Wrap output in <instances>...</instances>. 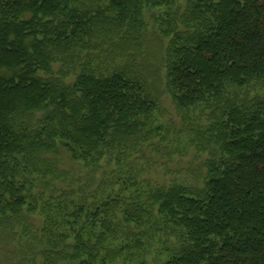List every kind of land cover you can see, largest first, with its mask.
Segmentation results:
<instances>
[{
	"label": "trees",
	"instance_id": "16d2710c",
	"mask_svg": "<svg viewBox=\"0 0 264 264\" xmlns=\"http://www.w3.org/2000/svg\"><path fill=\"white\" fill-rule=\"evenodd\" d=\"M156 13L174 106L211 111L202 185L144 190L127 174L88 203L55 186L61 149L95 171L167 139L148 68L130 58ZM18 238L41 264H129L153 241L163 264H264V0H0V264L29 263Z\"/></svg>",
	"mask_w": 264,
	"mask_h": 264
},
{
	"label": "rangeland",
	"instance_id": "374dc122",
	"mask_svg": "<svg viewBox=\"0 0 264 264\" xmlns=\"http://www.w3.org/2000/svg\"><path fill=\"white\" fill-rule=\"evenodd\" d=\"M183 5V2H181ZM174 11V10H173ZM158 13L155 14L156 19L150 16L145 17L146 29L148 35L146 43L142 47L140 55L130 57L134 59V63L139 66L148 68V72L143 73L147 75L146 81L152 96L156 97L159 103L160 110L154 115V125L162 128V134L168 135L166 141L160 142L159 138H155L152 143L153 146H144V148L135 157L126 160L123 165L119 167L115 161L110 164L101 162L98 169L85 167L83 163L73 162L69 158V154L61 149L57 156H53L57 168L60 172L65 174L64 182L57 183L55 186L62 190H68L75 195V197H83L86 202L90 203L94 199L101 200L110 192H119V187L116 184L118 179L128 178L127 174L137 175L138 181L142 189L146 190L145 184L150 187L157 185H169L170 183H185L189 187H201L202 176L205 174V160L208 155L199 152L197 147L200 144L202 135L204 136L205 128L208 126V114L211 112L206 108L204 111L195 109L193 111L184 112L176 108L172 102L166 85V74L164 63L161 60V53L166 47L167 41L161 37L159 32V18ZM98 63V62H96ZM102 66L103 71H113L115 67L109 63H98ZM55 71L58 66H55ZM139 70L142 69L138 68ZM79 68L75 72H78ZM73 78L70 76L68 82H72ZM261 86L255 85L244 91H239L237 99L240 101L253 99L257 93L262 94ZM209 112V113H208ZM201 137V138H200ZM200 140V141H199ZM128 195V194H127ZM94 199H93V197ZM29 226H32L29 238L32 236L39 237L37 231L41 228V218L33 215L30 218ZM134 234L138 230L131 229ZM20 238H18L19 240ZM24 241V240H23ZM22 243L21 240L17 245L21 247H14V252L22 258H26L27 264H41L39 256L40 248L38 245ZM19 243V244H18ZM141 251V259H133L129 264H163L165 261L162 245L157 242H149L147 246ZM138 250H134L133 254H137ZM121 263L117 264H123Z\"/></svg>",
	"mask_w": 264,
	"mask_h": 264
}]
</instances>
